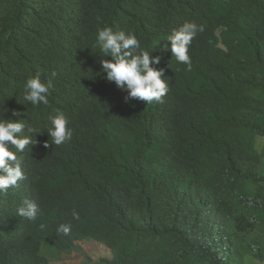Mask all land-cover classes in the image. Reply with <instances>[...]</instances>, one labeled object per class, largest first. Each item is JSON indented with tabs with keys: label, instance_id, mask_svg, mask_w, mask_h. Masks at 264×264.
<instances>
[{
	"label": "clouds",
	"instance_id": "1",
	"mask_svg": "<svg viewBox=\"0 0 264 264\" xmlns=\"http://www.w3.org/2000/svg\"><path fill=\"white\" fill-rule=\"evenodd\" d=\"M248 1L264 8V0H0V85L10 90L0 93L4 264H52L75 254L109 264L128 251L110 240L107 227L116 215L79 209L98 194L102 178L91 184L70 179L56 190L66 179L56 176V163L73 162L50 150L81 159L85 149L110 150L118 137H108L104 147L102 133L136 128L144 145L133 148L143 165L151 137L142 129L149 121L164 126V151L180 148L171 137L185 132L187 117L177 108L209 73L197 47H207L202 53L210 61L228 53L218 17L223 5L240 8ZM172 121L183 122L178 133H171ZM89 169L78 167L76 177ZM48 208L59 212L45 214ZM98 247L109 254L94 260L86 252Z\"/></svg>",
	"mask_w": 264,
	"mask_h": 264
},
{
	"label": "trees",
	"instance_id": "2",
	"mask_svg": "<svg viewBox=\"0 0 264 264\" xmlns=\"http://www.w3.org/2000/svg\"><path fill=\"white\" fill-rule=\"evenodd\" d=\"M245 6L225 4L218 17L228 53L210 61L202 53L207 47H197L209 73L177 108L187 117L185 132L171 137L180 148L164 151L166 130L149 121L142 129L151 137L143 165L133 148L144 145L136 128L102 133L104 147L108 137H118L110 150L85 149L81 159L50 150L73 162L56 163V176L66 177L56 190L70 179L91 184L102 178L98 194L79 209L117 216L107 231L114 247L128 251L109 264H264V8ZM9 91L0 85V93ZM182 123L170 122L171 133ZM150 156L154 161L146 160ZM89 164L88 173L76 177L78 167ZM25 242L34 255L31 234ZM5 261L0 251V264Z\"/></svg>",
	"mask_w": 264,
	"mask_h": 264
},
{
	"label": "rangeland",
	"instance_id": "3",
	"mask_svg": "<svg viewBox=\"0 0 264 264\" xmlns=\"http://www.w3.org/2000/svg\"><path fill=\"white\" fill-rule=\"evenodd\" d=\"M261 143L264 144V138L262 139ZM86 253L87 255H90L94 260L109 254V252L103 251V249L99 247L96 249V251H87ZM52 264H94V263L87 262L86 258L82 254H75L71 256H65L58 263L56 260H53Z\"/></svg>",
	"mask_w": 264,
	"mask_h": 264
}]
</instances>
